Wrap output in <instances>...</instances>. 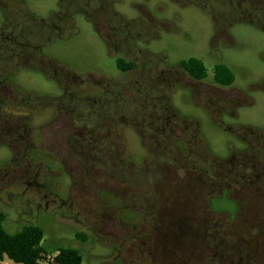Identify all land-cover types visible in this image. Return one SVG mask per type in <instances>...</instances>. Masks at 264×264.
<instances>
[{
  "label": "rangeland",
  "instance_id": "obj_1",
  "mask_svg": "<svg viewBox=\"0 0 264 264\" xmlns=\"http://www.w3.org/2000/svg\"><path fill=\"white\" fill-rule=\"evenodd\" d=\"M25 2L36 17L44 19L56 8V0ZM117 2L115 9L127 21L135 19L144 24L137 16L147 10L160 22L153 30L155 39L147 44L137 41L139 59L126 75L125 106L141 104L142 120H149L145 114L152 103L159 110L168 107L169 116L174 110V114L188 119L176 122L166 151V142L159 144L152 138L155 132L129 129L128 121L134 119L128 116L124 127L109 130L115 152L109 167L107 161H101L97 166L74 170L76 161L59 160L47 145L37 146L31 161L12 160L9 149L0 144L4 228L9 233L28 224L42 228L47 255L38 264H50L54 250L65 247L78 249L82 264H240L246 253V264H264V191L237 188L233 192H199L190 187L199 178L198 172H193V160L190 165L188 149H197L202 156L205 152L193 139L199 126L215 157L224 158L230 144L234 148L242 145L234 135L210 122L198 106V98H192L184 88L196 84L176 66L188 56L199 59L207 69L203 82L211 85L208 77L214 66L225 64L235 76L233 92L229 88L216 93L222 98L233 94L239 101L233 105V119L223 116V121L264 129V31L235 24L230 30L233 48L220 44L215 48L218 55L211 58V21L199 8L182 7L173 0ZM75 23L72 36L45 46L43 53L80 74L117 76L115 58L107 54L90 24L79 15H75ZM172 70L171 86L164 78ZM143 73L149 76L142 78ZM13 80L16 87L39 97L60 93L53 80L33 70L19 69ZM151 80L158 83L152 94V88H145L152 86ZM139 81L143 82L141 92L136 87ZM92 82V86L78 85L75 92L83 96L88 90L106 100L96 87L105 83ZM204 86L197 85L195 93ZM30 115L34 120L40 118L33 112ZM160 130L164 131L157 127L158 133ZM118 159L124 170L119 171ZM261 182L264 184V177ZM0 264L15 263L5 258Z\"/></svg>",
  "mask_w": 264,
  "mask_h": 264
},
{
  "label": "flooded vegetation",
  "instance_id": "obj_2",
  "mask_svg": "<svg viewBox=\"0 0 264 264\" xmlns=\"http://www.w3.org/2000/svg\"><path fill=\"white\" fill-rule=\"evenodd\" d=\"M173 1L182 7L195 6L209 16L212 30L209 41L211 51L208 53L211 58L214 54L218 55L215 48L220 44L233 48L234 36L230 30L235 24L243 23L264 31V0ZM116 3L117 0H56L55 10L50 11L49 16L44 19L36 17L27 8L25 0H0V144L9 149L12 160L31 161L35 158L33 152L37 146L42 148L47 145L49 152L52 151L59 160L76 161L74 170L88 169L89 164L94 167L101 161H107L105 163L109 167L115 161L109 130L117 126L124 127L128 116L134 119L128 121L129 129L134 131L144 128L145 133L147 130L150 133L155 132L152 138L159 144L166 142V151H169L176 122L188 118L179 117L177 113H173L174 110L169 111V116L168 107H161L159 110L152 103L145 114L149 120H142L141 104L133 102L132 105L125 106L126 75L136 68V59H139L136 56L139 51L137 41L147 44L155 39L153 30L160 22L147 10L141 11L137 16L139 19L143 18L144 24L135 19L127 21L115 9ZM75 15L81 16L90 24L101 39L107 54L115 58L117 76H95L90 72L80 74L43 53L45 46L66 40L76 32ZM190 59L197 58L188 56L176 65L181 75L196 84L193 87H184L185 90L192 98H198V106L203 108L214 126L234 135L242 145L241 148H234L230 144L224 158L215 157L199 126L198 135L193 136V139L200 142V148L205 152L202 156L197 149H188L191 151L188 154L190 165L193 160V172H198L199 178L190 187L199 192H233L237 188L263 192L264 184L261 181L264 177V129L224 122L223 116L233 119V105L238 103L239 98H233V94L222 98L216 93L225 92L229 88L233 92V84L221 86L213 79L215 66L222 63L214 66L211 76L208 77L211 85H207L203 82L206 79H194L181 66V63ZM126 64L130 66L122 68L121 65ZM19 69L33 70L53 80L59 87V95L39 97L34 92L16 87L13 77ZM148 70L151 72V69ZM143 75L142 78L149 76L147 73ZM93 80L105 83L96 87L106 95V100L92 96L88 90L83 96L75 92L78 85L87 83L92 86ZM164 80L167 85L172 86L173 70L165 75ZM151 82L152 86L145 88H152V94L158 83L157 80ZM141 83L143 82L136 83L139 92L143 90ZM202 84L207 86L202 91L199 88L198 93H195L197 85ZM263 86L264 82V90ZM31 112L40 118L34 120ZM157 127L164 131L160 130L158 133ZM137 136H140L139 139L142 137L141 134ZM187 137L190 138V135ZM186 142L190 144L189 139ZM118 163H121L120 159ZM119 164V171L124 170ZM247 256V253L241 256L240 264H246L244 257ZM213 257H217L216 254Z\"/></svg>",
  "mask_w": 264,
  "mask_h": 264
},
{
  "label": "trees",
  "instance_id": "obj_3",
  "mask_svg": "<svg viewBox=\"0 0 264 264\" xmlns=\"http://www.w3.org/2000/svg\"><path fill=\"white\" fill-rule=\"evenodd\" d=\"M129 67L130 64L121 65ZM181 66L191 77L197 80L207 78V69L202 61L190 59L181 63ZM213 79L221 86H230L235 81L233 72L225 65L215 66ZM5 215L0 213V261L5 258L15 264H38L47 255L43 241V230L41 227L28 224L15 233H9L4 228ZM84 238L81 235H76ZM55 257L50 264H82L83 259L80 251L75 248H58L54 250Z\"/></svg>",
  "mask_w": 264,
  "mask_h": 264
},
{
  "label": "built area",
  "instance_id": "obj_4",
  "mask_svg": "<svg viewBox=\"0 0 264 264\" xmlns=\"http://www.w3.org/2000/svg\"><path fill=\"white\" fill-rule=\"evenodd\" d=\"M52 260H53V259H52ZM52 260H51V261H52Z\"/></svg>",
  "mask_w": 264,
  "mask_h": 264
}]
</instances>
